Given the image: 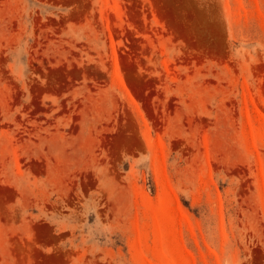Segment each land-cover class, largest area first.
Wrapping results in <instances>:
<instances>
[{"label":"rangeland","instance_id":"rangeland-1","mask_svg":"<svg viewBox=\"0 0 264 264\" xmlns=\"http://www.w3.org/2000/svg\"><path fill=\"white\" fill-rule=\"evenodd\" d=\"M0 264H264V0H0Z\"/></svg>","mask_w":264,"mask_h":264}]
</instances>
